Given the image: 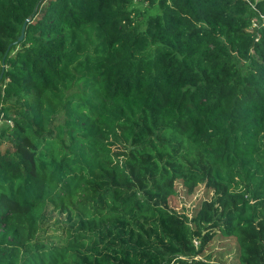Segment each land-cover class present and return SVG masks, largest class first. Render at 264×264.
<instances>
[{
  "label": "trees",
  "instance_id": "16d2710c",
  "mask_svg": "<svg viewBox=\"0 0 264 264\" xmlns=\"http://www.w3.org/2000/svg\"><path fill=\"white\" fill-rule=\"evenodd\" d=\"M260 15L0 0V264H264Z\"/></svg>",
  "mask_w": 264,
  "mask_h": 264
},
{
  "label": "rangeland",
  "instance_id": "374dc122",
  "mask_svg": "<svg viewBox=\"0 0 264 264\" xmlns=\"http://www.w3.org/2000/svg\"><path fill=\"white\" fill-rule=\"evenodd\" d=\"M135 7L142 8L143 5L136 4ZM7 125H10V123L0 120V131L4 129ZM263 214H264V210H263ZM63 221H64V216L61 215L58 211H54L52 210L51 207H49L46 212L45 227L47 230L43 236L44 239H47V241L50 243L59 244L61 242L60 237L62 233L61 227L63 226L62 224ZM230 260H231V256L227 254L226 256L216 258L215 262H219L223 264H231Z\"/></svg>",
  "mask_w": 264,
  "mask_h": 264
},
{
  "label": "built area",
  "instance_id": "2783aa9c",
  "mask_svg": "<svg viewBox=\"0 0 264 264\" xmlns=\"http://www.w3.org/2000/svg\"><path fill=\"white\" fill-rule=\"evenodd\" d=\"M247 1V0H246ZM264 17L260 15V19H263ZM260 25L256 20H252V26L249 30V32H252L254 29L258 28Z\"/></svg>",
  "mask_w": 264,
  "mask_h": 264
},
{
  "label": "water",
  "instance_id": "95a60500",
  "mask_svg": "<svg viewBox=\"0 0 264 264\" xmlns=\"http://www.w3.org/2000/svg\"><path fill=\"white\" fill-rule=\"evenodd\" d=\"M26 23H27V21H26V22L23 24V26H22L21 34H20V36H19L17 42H20V41H22V39H23V36H24V29H25V25H26ZM1 78H2V72H1V74H0V80H1Z\"/></svg>",
  "mask_w": 264,
  "mask_h": 264
}]
</instances>
